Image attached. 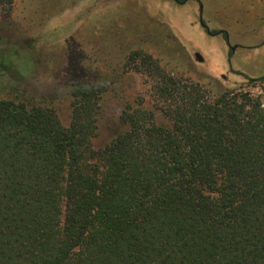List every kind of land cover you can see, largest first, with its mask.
<instances>
[{
  "label": "trees",
  "instance_id": "obj_1",
  "mask_svg": "<svg viewBox=\"0 0 264 264\" xmlns=\"http://www.w3.org/2000/svg\"><path fill=\"white\" fill-rule=\"evenodd\" d=\"M0 40V264H264L259 95L141 49L112 72L82 54L37 94L30 48ZM128 69L146 94L123 92Z\"/></svg>",
  "mask_w": 264,
  "mask_h": 264
},
{
  "label": "rangeland",
  "instance_id": "obj_2",
  "mask_svg": "<svg viewBox=\"0 0 264 264\" xmlns=\"http://www.w3.org/2000/svg\"><path fill=\"white\" fill-rule=\"evenodd\" d=\"M0 39L30 48L37 94L61 89L82 54L112 72L141 49L212 91L242 88L264 104V83L246 78L264 75V0H0ZM15 62L25 69L21 56ZM123 76L125 94L147 93L143 75ZM106 106L120 108L114 98Z\"/></svg>",
  "mask_w": 264,
  "mask_h": 264
},
{
  "label": "water",
  "instance_id": "obj_3",
  "mask_svg": "<svg viewBox=\"0 0 264 264\" xmlns=\"http://www.w3.org/2000/svg\"><path fill=\"white\" fill-rule=\"evenodd\" d=\"M195 56L198 60H202L201 56L198 53H196Z\"/></svg>",
  "mask_w": 264,
  "mask_h": 264
}]
</instances>
